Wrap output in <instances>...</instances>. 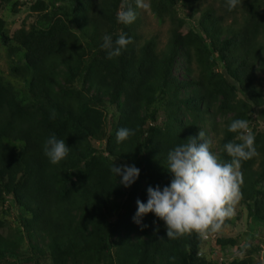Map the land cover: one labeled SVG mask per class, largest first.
<instances>
[{
    "label": "trees",
    "instance_id": "obj_1",
    "mask_svg": "<svg viewBox=\"0 0 264 264\" xmlns=\"http://www.w3.org/2000/svg\"><path fill=\"white\" fill-rule=\"evenodd\" d=\"M145 1L160 23H170L163 49L159 36L144 39L136 0H0L1 11L16 15L27 5L38 17L12 34L0 17L3 47L21 56L12 76L28 84L21 96L0 82V264H254L260 256L264 0H242L231 12L225 0ZM128 7L136 20L118 23L117 12ZM106 34L132 42L110 60L101 48ZM235 119L248 121L256 152L239 168L237 204L249 244L222 233L242 214L208 240L195 233L170 240L154 213L142 218L147 227L136 224L137 200L147 203L149 186L173 178L169 151L201 130L208 138V126L219 138L211 150L229 162L223 146L240 142L227 130ZM121 128L135 135L118 144ZM53 134L70 148L55 165L43 152ZM114 163L140 169L131 187L111 172ZM7 216L20 228L10 232Z\"/></svg>",
    "mask_w": 264,
    "mask_h": 264
},
{
    "label": "clouds",
    "instance_id": "obj_2",
    "mask_svg": "<svg viewBox=\"0 0 264 264\" xmlns=\"http://www.w3.org/2000/svg\"><path fill=\"white\" fill-rule=\"evenodd\" d=\"M140 8L147 7L143 0H136ZM242 0H225L229 12L241 5ZM117 22L130 25L136 20V12L128 7L117 12ZM101 48L106 50L107 59L119 57L122 50L130 44L131 38L120 35L114 42L110 35L102 37ZM231 133H237L240 142L229 141L224 144V151L232 159L222 162L211 150L212 141L201 130L198 136H189L185 143L170 150L166 169L172 174L169 185L147 188V203L137 200L138 210L133 220L142 225V218L154 213L163 220L167 229V238L179 239L195 233L206 239L209 234L219 232L225 221L235 213V205L240 198L239 186L242 175L239 171L242 161L256 155L254 136L249 131L246 119H235L229 125ZM135 135V130L121 128L116 133L118 144ZM70 148L63 139L55 134L46 139L43 145L44 155L51 164H59L69 154ZM111 172L121 177L124 187H131L140 176V169L135 165L123 164L111 166ZM155 223V222H154ZM147 227V225H142ZM156 232L159 231L157 228ZM170 259H175L171 257Z\"/></svg>",
    "mask_w": 264,
    "mask_h": 264
},
{
    "label": "rangeland",
    "instance_id": "obj_3",
    "mask_svg": "<svg viewBox=\"0 0 264 264\" xmlns=\"http://www.w3.org/2000/svg\"><path fill=\"white\" fill-rule=\"evenodd\" d=\"M15 1H20L21 3L24 2L28 3L32 0H14V2ZM216 1L219 3V0H210V2H213L214 4H217ZM144 4H146L147 7L140 8L141 30L144 39H149L152 36H159L160 48L163 49L165 48L167 41L169 39L170 23L168 21H166L163 24L160 23L158 19L151 14V11L148 7V2L145 1ZM0 17L4 18L7 22L6 32L8 34H12L15 30L20 28L23 21H27V23L31 25L35 23L38 18L37 14H33L28 10L27 5L23 6L21 12L16 15L12 14L11 8H7L4 11H1L0 9ZM241 20H242V11H240L237 15V23L239 24ZM230 23L231 21L229 20L228 24ZM20 59L21 56L19 55L11 58L9 56L7 49L3 47L0 39V82L14 86L21 96H25L28 88V84L21 79L13 77L11 71V68L13 66H16ZM194 67H196V65H194ZM181 79H183L182 76ZM259 121H260V127L264 128V119H260ZM205 129L206 131H208L209 134L208 139H211L212 146L217 147L219 138H217L216 135L210 131V127L207 126ZM241 214H242L241 220L235 221L233 225L224 229L222 233L226 237H236V236L239 237L242 240L241 245L244 246L245 244H249L246 243L247 241L246 238H247V234H249L250 231L247 226L246 213L245 211L243 213V209H241V207L236 203L234 216L235 217L238 215L240 216ZM6 222L10 232L12 229L17 230V228L19 227V224L15 222L13 217L7 216ZM15 234H20V231H18ZM256 236L257 238H259V240H264V235L262 233H257ZM213 244H214L213 242L207 243L206 246H204V250L207 251L211 246H213ZM231 252L234 254L235 252H237V248H233ZM254 264H264V242H263L262 252L260 256L256 258Z\"/></svg>",
    "mask_w": 264,
    "mask_h": 264
},
{
    "label": "built area",
    "instance_id": "obj_4",
    "mask_svg": "<svg viewBox=\"0 0 264 264\" xmlns=\"http://www.w3.org/2000/svg\"><path fill=\"white\" fill-rule=\"evenodd\" d=\"M209 239V237H207L205 240H208ZM220 262H223V259H220Z\"/></svg>",
    "mask_w": 264,
    "mask_h": 264
}]
</instances>
